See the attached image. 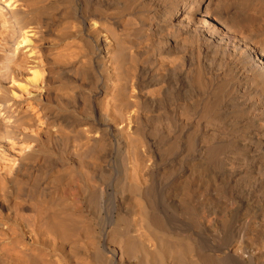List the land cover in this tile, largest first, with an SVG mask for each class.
<instances>
[{
    "label": "bare ground",
    "instance_id": "6f19581e",
    "mask_svg": "<svg viewBox=\"0 0 264 264\" xmlns=\"http://www.w3.org/2000/svg\"><path fill=\"white\" fill-rule=\"evenodd\" d=\"M0 264H264V0H0Z\"/></svg>",
    "mask_w": 264,
    "mask_h": 264
},
{
    "label": "rangeland",
    "instance_id": "374dc122",
    "mask_svg": "<svg viewBox=\"0 0 264 264\" xmlns=\"http://www.w3.org/2000/svg\"><path fill=\"white\" fill-rule=\"evenodd\" d=\"M22 86L25 87L24 84H23ZM15 89H16V88H15ZM15 89H14V90H15ZM17 90H18V91H17ZM17 90H15V93L19 94V93H20V92H19L20 90H19V89H17ZM18 92H19V93H18Z\"/></svg>",
    "mask_w": 264,
    "mask_h": 264
}]
</instances>
